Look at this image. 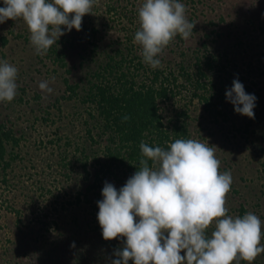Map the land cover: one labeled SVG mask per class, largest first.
Segmentation results:
<instances>
[{
	"label": "rangeland",
	"instance_id": "rangeland-1",
	"mask_svg": "<svg viewBox=\"0 0 264 264\" xmlns=\"http://www.w3.org/2000/svg\"><path fill=\"white\" fill-rule=\"evenodd\" d=\"M107 2L121 7L127 4L124 9L128 16L134 17L133 23L121 20L118 15L105 14ZM180 2L186 6L187 19L194 13L193 35L188 40L175 38L158 57L161 65L175 67L188 48L202 51L201 44L206 43L211 54H227L229 71L245 77L243 85H256L253 87L259 97L255 102V119L236 113L226 97L229 88L225 89V100L218 107L226 120L219 117L215 122L201 104L194 101L185 105L182 96L177 98V103L183 105L189 116L188 139L215 146L219 170L231 172L233 183L226 202L228 215L234 218L248 212L257 215L262 222L261 245H264V0ZM143 3L144 0H97L96 10L85 17L99 28V24L103 27L108 23L99 33L98 45L123 42L133 36L139 30L135 28L139 24L135 12ZM4 6L0 0V7ZM87 18L83 17L82 23L86 24ZM2 37L8 41L5 46ZM134 45L142 51V46ZM79 51L67 49L66 67L61 68L46 55L36 54L23 19L0 24V61L6 60L18 69L17 95L12 102H0V124H5L16 137H23L14 149L19 158L4 173L0 169V264H73L74 256L77 254L79 258L83 252L87 255L84 263L113 264L117 258L115 252L126 245L123 238L106 241L99 230H93L100 226L99 212L89 203L95 194L90 193L87 198L81 195L80 202L75 203L76 194L83 193L91 182L94 168H88L92 174L87 180L79 164H73L72 168H61L58 164L64 149L70 155L68 159L73 155V145L64 146L66 139L74 144L86 138L83 125V119L87 118L86 106L77 99H62L68 96L64 79L68 84L78 83L93 67L84 62L80 65ZM41 81H49L53 93L42 92ZM36 94L40 99H35ZM43 118L48 120L44 122ZM57 137L62 140L49 143ZM101 143L91 147L101 149L104 142ZM86 144L90 146V141ZM116 173L117 177L107 175L104 183H111L119 191L131 176L121 171ZM214 228L215 222L206 230L209 238ZM253 264H264V253Z\"/></svg>",
	"mask_w": 264,
	"mask_h": 264
},
{
	"label": "clouds",
	"instance_id": "clouds-1",
	"mask_svg": "<svg viewBox=\"0 0 264 264\" xmlns=\"http://www.w3.org/2000/svg\"><path fill=\"white\" fill-rule=\"evenodd\" d=\"M0 24L23 19L37 55H46L66 28L81 30L97 0H3ZM140 29L133 43L142 46L143 62L153 69L158 58L179 35L188 40L195 24L186 17L180 0H144L138 9ZM18 69L0 61V102L17 95ZM49 81L42 92L51 94ZM237 114L255 119L256 97L236 79L226 92ZM47 98V97H45ZM128 115L122 117L126 122ZM140 167L116 189L105 183L98 202V221L104 240L126 238L113 264H239L264 253L262 222L254 213L228 215L227 195L233 183L230 171L221 172L215 146L194 139H176L168 149L141 141ZM152 162V166L149 165ZM137 217L139 218L137 222ZM215 222L209 238L206 230ZM167 233V235H165ZM72 247H75L73 243ZM185 252L186 255H181Z\"/></svg>",
	"mask_w": 264,
	"mask_h": 264
},
{
	"label": "trees",
	"instance_id": "trees-1",
	"mask_svg": "<svg viewBox=\"0 0 264 264\" xmlns=\"http://www.w3.org/2000/svg\"><path fill=\"white\" fill-rule=\"evenodd\" d=\"M133 5L131 4V7ZM105 6V14L118 15L121 20L133 23L134 17L128 16L124 9L127 4L121 7L119 4L107 2ZM94 10L96 8L92 9V12ZM135 13L138 16V11ZM192 19L194 13L188 20L193 23ZM99 25L100 28L88 17L87 23H82L80 31L73 29L69 32L62 28L65 34L46 54V58L65 68L66 50L80 49V65L82 66L83 62L93 65L78 83L68 84V80L64 79L68 96L62 99H77L86 106L84 108L87 118L83 119L86 138L81 143L74 144L66 139L64 146L73 145V155L71 160L68 159L70 155L64 149L60 153L62 156L58 164L61 168H72L73 164H79L87 180L92 174L88 168H94L91 182L83 193L76 194L75 203L80 202L81 195L87 198L93 193L95 197L89 203L93 204L92 209L96 212H99L98 202L103 200L104 178L107 175L117 177L116 171L132 176L140 167L139 162L144 158L139 147L141 141L149 146H160L167 150L168 145L176 139L189 138L186 121L189 116L183 105H178L179 96L186 101L185 105L194 101L201 104L215 122L219 117L226 120V115L218 108L225 100V89H231L236 79L242 84L246 82L245 77L235 76L229 71L226 53L211 54L207 51L206 43L201 44L202 51L200 48L193 51L188 48L186 54H181L182 60L175 67L161 65L153 69L143 62L142 51L137 50L132 42L137 30L123 42L116 40L109 45L99 46V33L107 28L108 23L103 27L102 24ZM135 28L140 29V23ZM176 38L182 40L179 35ZM7 43V39L2 37V45ZM66 73L69 71L66 70ZM81 82H84L83 85ZM250 85H243L245 92L258 98L259 95L253 87L256 86L255 83ZM35 99H40V95L36 94ZM19 100H22L21 97ZM125 115L130 117L126 122L122 121ZM47 120L48 118H43L44 122ZM22 138L16 137L5 124H0V169L3 173L19 158L14 149L19 146ZM60 140L61 137H57L49 143ZM87 140L90 141V146L86 144ZM102 141L104 145L101 149L91 147L102 144ZM149 165L152 166L151 161ZM66 176L69 178L68 174ZM93 230H99V235L103 236L101 226ZM121 238L126 243L124 237L115 240ZM79 258L76 254L72 259L73 264H88L84 263L87 258L84 252L79 254ZM130 264H133V261Z\"/></svg>",
	"mask_w": 264,
	"mask_h": 264
}]
</instances>
